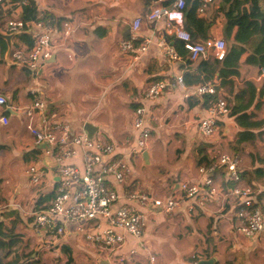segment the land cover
Returning a JSON list of instances; mask_svg holds the SVG:
<instances>
[{"label":"crops","instance_id":"obj_1","mask_svg":"<svg viewBox=\"0 0 264 264\" xmlns=\"http://www.w3.org/2000/svg\"><path fill=\"white\" fill-rule=\"evenodd\" d=\"M33 1L40 13H48L52 16L50 18L56 21L71 23L75 27V31L66 41L62 39L60 30L54 34L52 57L48 62L40 65L35 73L18 66L13 61L12 54L17 47L20 46L19 48H21L22 46L21 43H18L19 46L13 47V44L17 42L14 37L11 40V47L7 46L4 55H0V67L4 66L6 69L4 76L0 78V93L7 98L9 103L8 107L0 109V117L6 115L8 119L7 125L0 121V147L2 148L0 152L8 154V158L0 161V196L4 199L1 204L9 206L18 201L24 205L30 200L32 202L34 200V207L39 197L43 198L56 190L57 173L55 165L48 160L45 167L41 166L43 179L39 185L31 186L25 175L26 167L38 155V150L33 146L26 128L28 122L21 111L29 105L31 98L29 92L31 90L41 93V97L46 103V109L43 112L44 121L49 123L54 120H66L71 125L73 100L75 98L76 103L80 101L84 105L87 100L86 97L93 92L91 82L95 83L94 85L100 90V95L109 96L116 92L125 98L135 99L134 101L137 102L134 103L135 105L143 104L148 107L149 116L155 119L151 123L150 139L152 135L155 139H151V141L149 139L151 148L146 151L147 162L141 154L132 157L131 166L133 160L142 161L145 165H150L153 160L155 161L153 156L159 151V143H157L159 137H170L176 140L180 147L181 161L191 159L194 163L193 166H195L189 172L187 170L189 169L188 164H185L184 181L176 183L170 194L164 198L177 194L181 184L196 183L199 180L198 167L195 163L198 148H203L210 157H213L215 155L214 148H228V144L234 142L238 128H236L233 118H224L220 126L216 125L215 133L208 138L198 134L196 125L198 120L204 116L205 110L201 108L200 98L194 94L196 86L186 85L184 81L191 83L194 80L203 79L204 74L197 67V63L185 64L181 57L179 60L171 61L164 55L158 45V42L164 38L168 41V36L164 32L166 26L164 19L153 23L143 21L138 31L137 43L147 38L150 40V45L145 52L139 55L138 59L135 60L136 54L134 52L121 51L120 43L125 40L124 34L128 32L131 37L132 21L137 17L143 18L145 11L159 4V1L147 7H143L141 0ZM199 3L200 0H190L188 6L186 5L185 22L189 27L194 26L198 29L200 35L196 42L202 43L208 38L218 37L219 27L222 24L221 11L222 8H227L229 0H213L202 14L198 13ZM0 11V33L7 35L2 29V24L9 17L18 18L20 11L14 1H10L5 7L0 8ZM169 44L172 46V43L169 42ZM245 59L246 55H243L239 60L241 65L239 76H233L230 80L233 82V86L227 85V88L222 86L217 92L218 97L224 101L223 97L227 99L225 102H227L228 111L236 104L234 95L239 88L243 87L245 81L251 80L255 83L257 94L261 91L263 81L257 77L258 70L245 66ZM95 71H98V75L94 77ZM179 76L182 77L183 87L178 86L175 81V78ZM88 77L93 78L89 79ZM214 80H216L217 86H220V81L217 78ZM159 81L169 83L166 91L152 103L143 101L146 89ZM84 89L87 90V95L82 94ZM189 97H192L189 104L196 102L198 103L197 106L187 107L186 101ZM133 111H130L129 145H115L111 138L118 141L122 139L115 132L110 134L111 138L105 136V140L114 144L116 154L126 155L128 147L134 141ZM255 113L258 118H264V106L261 105ZM36 124L41 126V119L37 120ZM92 126L99 129L95 123H92ZM249 152L252 153L250 150ZM25 153H28V158L33 155V161L30 159L28 161L23 160L22 156ZM242 159L244 162L242 168L247 167L249 165L245 163L247 156L242 155ZM187 173L190 175L189 179H186L189 177H187ZM137 175L138 173L133 170L128 185H133L136 182ZM222 179V175L217 174L216 181L223 183ZM130 188L128 190L131 191ZM254 193L256 205L264 218V187L258 185ZM52 199L44 202L40 206L43 207L41 209L46 208ZM6 201L8 204H4ZM225 204L221 199H214L204 208L195 209L188 213L187 204L183 203L174 212V217L170 221H188L189 225L190 221L194 225L197 223L200 229L194 231L204 237L203 246L198 247V254L194 253L193 255V257H198V260L195 263H187L196 264L200 260L213 259L214 264H264V230L253 238H245L240 235L237 231L240 221L236 216L234 205L227 201V212L223 213ZM33 207L32 212H35ZM146 212L147 223L144 241L147 242L149 251L154 255L153 250H158V244L162 240V236H158V234L160 235L159 227L163 225L161 222L165 220L163 215L157 213L156 210L150 209L149 212ZM13 220L1 221L7 225L15 226L14 230L15 232L17 230L16 233L19 234L18 240L28 238L36 246L44 245L43 251L49 248L59 255L61 247H67L75 256L80 258L83 256L84 259H81V263L84 264H94L93 258L96 255L102 257H100L98 264H149L147 258L140 252L133 258L126 256L124 261L119 262V256L125 255L128 249L134 246L135 241L130 237H127L128 246L126 248L111 254L85 244L72 233L73 227L70 225L66 226L68 234L64 237L48 240L34 233L31 227L32 218L27 220L28 222L23 221V217H21V222L15 223ZM22 222L28 224L27 227ZM208 225L211 226L210 234L207 232ZM222 241L227 245V252L224 245L220 244ZM46 245H49L48 248ZM34 256L35 253L32 257Z\"/></svg>","mask_w":264,"mask_h":264},{"label":"built area","instance_id":"obj_2","mask_svg":"<svg viewBox=\"0 0 264 264\" xmlns=\"http://www.w3.org/2000/svg\"><path fill=\"white\" fill-rule=\"evenodd\" d=\"M10 1L0 0V8ZM186 1L159 0V4L148 8L143 18L137 17L132 21L131 37L121 41V51L134 52L135 60L138 59L150 45L147 38L137 43L138 31L143 21L153 23L164 19L165 35L183 43L192 63L222 60L226 50L224 39L215 37L202 43L193 42L185 29ZM212 2L213 0H200L198 13H204ZM27 3L28 0H20L17 3L19 11ZM2 29L7 35L16 36L24 32L32 37L33 45L30 48L22 44L12 54L13 61L18 66L32 73L52 57L53 36L58 30L65 41L75 31V27L67 21L41 17L29 23L19 17L9 18L2 24ZM158 45L169 60L180 59L165 38ZM257 77L264 81V68ZM175 81L178 86L183 87L181 76L175 78ZM168 84L167 81L151 84L142 100L154 102L166 91ZM216 86V80L213 79L196 86L194 94L199 97L215 95ZM29 96V105L21 111L28 122L26 128L38 155L26 167L25 175L31 186L39 185L43 179L41 166L45 167L47 160L55 165L57 173L53 199L46 208L31 214V227L36 235L57 240L68 234L66 226L70 225L73 227L72 233L85 244L111 254L126 248L127 237H130L135 241L134 246L125 255L119 256V262L124 261L126 256L133 258L140 252L149 264H157L155 256L144 241L146 211L152 209L161 215L171 216L181 204L186 203L187 212L190 213L204 208L214 199H221L224 203L229 201L237 206L236 216L240 221L237 231L240 235L253 238L264 230V218L256 206L255 193L240 180L239 155H213L215 159L211 165L197 168L199 180L196 183L181 184L178 193L170 197H156L139 190L130 191L128 180L133 175L130 160L149 149L151 123L155 119L149 116L148 107L139 104L134 109L132 129L135 138L128 147V153L123 155L116 154L114 144L102 138L99 132L89 138L83 127L73 130L66 120H54L50 123L44 121L46 103L41 93L31 90ZM8 106L7 98L0 93V109ZM228 112L227 104L222 98L212 100L206 114L197 122L198 134L204 138L212 136L217 122ZM39 119L41 126L36 124ZM0 121L4 125L8 124L6 115L1 116ZM216 171H220L223 183L216 181Z\"/></svg>","mask_w":264,"mask_h":264},{"label":"trees","instance_id":"obj_3","mask_svg":"<svg viewBox=\"0 0 264 264\" xmlns=\"http://www.w3.org/2000/svg\"><path fill=\"white\" fill-rule=\"evenodd\" d=\"M11 1L20 2V0ZM158 1L159 0H141L143 7L150 6L152 3ZM189 2L190 0L186 1L187 6ZM221 12L222 24L219 27L218 37L216 38H225L227 41L224 58L222 60L214 59L209 63L200 61L197 63V67L203 72V79L194 80L191 83L184 81V84L191 86L207 83L214 78L220 81V86L216 87L215 95L198 96L200 98L199 100L202 102L200 105L201 108L205 110V114L211 101L220 98L218 97V90L222 88V86L226 88L227 85L233 86V82L230 80L233 76H239L241 68L239 60L243 55H246L244 65L256 68L258 70V75L260 70L264 68V0H229L227 8H222ZM9 13L11 14V12ZM38 17L46 19L52 16L48 13H40L35 2L33 0H28L27 5L21 8L19 18L29 23ZM185 29L190 33L193 42H196L200 35L198 29L194 26L189 27L186 22ZM14 38L17 42L13 44V47L19 46L18 43L25 45L27 48L33 45V39L27 33H20ZM124 39L129 40L130 33L126 32L124 34ZM167 39L172 43L173 48L178 56L181 57L182 61H185V64H191L192 62L188 59V54L184 50L183 43L172 37H167ZM6 50L7 45L5 41L0 39V55H4ZM183 79L185 80V78ZM263 92L264 81L261 84V91L259 94L256 93V86L253 81H245L243 87L239 88L234 95L236 104H234L231 110L217 122V125L220 126L224 118H233L238 131L235 135L234 142L228 144V149L231 152L229 154L247 156L249 165L244 168L240 166L239 175L241 182L251 187L253 191L256 190L258 185L264 187V153L258 154L251 150L255 145H261L264 148V118H258L255 113L261 105L264 106V99H262L264 98ZM191 98L189 97L186 101L187 107L189 108L197 106L198 104L196 102L189 104V101L192 100ZM223 98L227 101L225 97ZM137 106L138 105H134L133 108ZM0 149L2 148L0 147ZM249 150L252 151V153L249 152ZM22 157L25 161L29 159L33 161V155L28 158V153H25ZM214 159L215 157H210L203 148H198L195 162L196 167L209 166ZM217 174H220V171H216L214 176L216 177ZM54 195L55 191H52L43 198L39 197L34 204L33 210L36 211L43 208L40 206L47 200H50V198H53ZM2 202H4V199L0 196V205ZM225 203V210L223 213L227 212V201ZM231 204L234 205V210L236 212L237 206L233 203ZM14 220L18 222L17 218ZM3 227L6 228V233L3 231ZM14 228V225H7L4 222H0V252H4L2 256L0 255V264H41L38 256L35 255L32 257L33 252L28 253L26 256H18L16 250L12 249L16 240L13 235ZM207 232L208 234L211 233L210 225L207 226ZM60 255L64 258V264H84L81 263V259L83 260L84 257L81 256L80 258L79 256H75L67 247H61ZM197 260L198 257L195 256L190 258L191 263H195Z\"/></svg>","mask_w":264,"mask_h":264},{"label":"rangeland","instance_id":"obj_4","mask_svg":"<svg viewBox=\"0 0 264 264\" xmlns=\"http://www.w3.org/2000/svg\"><path fill=\"white\" fill-rule=\"evenodd\" d=\"M4 71H6V69L4 66H1L0 78L4 76ZM97 75L98 71H95L93 76L95 77ZM88 78L90 79L93 77ZM94 84L95 83L91 82L93 92L90 96L86 97L87 100L84 105L81 104L80 101L76 103L77 101L75 98L73 100L74 107L70 119L72 129L80 130V128L86 123L91 125L92 123H95L99 128L95 134H98L99 132L101 137L105 138V136L110 137V134L115 132L119 138L122 137L119 141L110 137L115 145H129V130L131 123L130 111H133L134 103L137 102L134 101L135 99L125 98L116 92L109 96L100 95V90ZM82 94L87 95V90H82ZM153 136L154 135H152L151 139H155ZM157 143H159V151L153 156L155 157V161L153 160L150 165H145L142 161L133 160L132 168L138 173V179L134 183L136 185L133 184V187V185L130 184L132 185V188H129L131 190H139L153 196L164 198L170 194L176 183L184 181L185 177L183 178V174L186 168L185 164H188L189 169L187 170L189 172L193 167L195 168V166H193L194 163L191 159L181 161L180 147L179 144L176 143V140L170 137H159ZM149 148H151V144L149 145ZM252 150L254 153H264V148L261 145H255ZM214 153L215 155H219L221 153L231 152L228 148L220 147L214 148ZM240 157V166H242L244 165L242 155ZM6 158H8V154L0 152V161ZM245 163L248 164V160H245ZM187 174V177H189L186 179H189L190 175L189 173ZM17 202H14L13 205L9 206L3 204L0 205V222H2L1 220L4 221L6 219L13 220V218H17L18 221L21 222V217H23V221L28 222L27 220L31 218L30 216L32 214L34 200L33 202L30 200V202H27L24 205L21 202H18L19 204ZM4 204H8L7 201ZM174 214L175 213L171 216L163 215L165 221L161 222L163 225L159 227L160 235L158 234L159 237L162 236V240L159 242L160 244H158V250H153L157 264H188L187 262H190V258L193 257L194 253H197L198 247L203 246L204 237L200 233L194 231L200 229L198 224L196 223L194 225L193 222L190 221L189 225L188 221L183 222V220L178 222L173 220L170 221L171 218L174 217ZM14 222L16 221L14 220ZM24 225L27 227L28 224L25 223ZM3 229L5 232L6 228L3 227ZM16 232L14 230L13 235L16 240L12 249L16 250L18 256H26L31 251L40 258L41 264H64L63 256L60 254L58 255L54 250L49 249V245H46V248L48 249L43 251L44 248L42 247H44V245L40 244L39 246H36V244L32 243L28 238L25 240H18L19 234ZM220 244L224 245L225 251L227 252V245L223 241L220 242ZM3 254L4 252H0L1 256ZM100 257L101 256L99 255L94 256V264H98Z\"/></svg>","mask_w":264,"mask_h":264},{"label":"water","instance_id":"obj_5","mask_svg":"<svg viewBox=\"0 0 264 264\" xmlns=\"http://www.w3.org/2000/svg\"><path fill=\"white\" fill-rule=\"evenodd\" d=\"M13 37H15V35H12V34L4 35V34L0 33V39L5 41V43H6V45L8 47H11V40H12ZM83 130L87 133L89 138H92V136L94 135V133L98 129L96 127L92 126L91 124L86 123V124L83 125ZM142 157L147 162L148 156H147V152L146 151H144L142 153ZM196 264H214V260L213 259L200 260Z\"/></svg>","mask_w":264,"mask_h":264}]
</instances>
